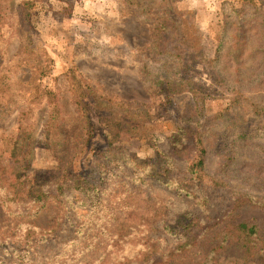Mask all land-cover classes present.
Instances as JSON below:
<instances>
[{"label":"rangeland","instance_id":"374dc122","mask_svg":"<svg viewBox=\"0 0 264 264\" xmlns=\"http://www.w3.org/2000/svg\"><path fill=\"white\" fill-rule=\"evenodd\" d=\"M2 7L0 76L6 74L13 88H48L64 118L59 128L64 143L56 146L46 127L53 108L44 104L32 112L38 134L31 180L54 177L58 168H68L95 183L90 194L102 199L95 211L85 208L95 217L84 222L78 217L84 213L82 204L74 202L76 210L69 208L71 222L82 223L80 239L90 224L108 221L103 232L82 239L88 250L99 244L87 254L90 260L102 255L104 264L161 262V251L182 240L177 231L156 225V218L162 213L168 218L165 223L181 230L190 215L199 213L194 227L198 239L192 243L197 246L177 264L204 263V244L215 231L241 222L257 226L256 255L248 257L234 243L219 264H264V30L256 14L264 13L260 0H5ZM243 8L240 15L233 13ZM162 24L169 28L158 31ZM45 64L50 69L38 86L33 72ZM76 85L127 101L134 116L146 120V135L134 129L117 141L110 139L95 111L80 116L73 104ZM50 99L45 96V102ZM21 105L20 100L11 105L0 122V135L16 133ZM85 127L90 134L86 147L81 146ZM202 134L207 170L225 183L215 190L218 202L206 214L145 176L146 169L153 174L171 158L175 176H183ZM23 191L29 196V190ZM74 194L79 195L77 189L70 192ZM244 196L246 202L237 205ZM58 213L51 206L41 222L55 224ZM154 216L155 229L147 231ZM3 234L16 254L24 255L34 244L20 248L19 235ZM120 234L130 236L128 241L118 243ZM147 236L155 238V251L145 247ZM58 241L41 243L38 251L56 253ZM115 244H120L116 252L102 254ZM0 246L4 251L7 244ZM118 253L121 259L116 262Z\"/></svg>","mask_w":264,"mask_h":264},{"label":"trees","instance_id":"16d2710c","mask_svg":"<svg viewBox=\"0 0 264 264\" xmlns=\"http://www.w3.org/2000/svg\"><path fill=\"white\" fill-rule=\"evenodd\" d=\"M4 3L5 0H0V23L4 18V8L2 7ZM244 11L245 9L243 8L233 13L240 15ZM256 14L260 16L258 23L260 28L264 30V13L256 11ZM225 16H228V14L225 13ZM224 23L227 25V18H225ZM167 27L166 24H162L157 29L160 31ZM260 49L264 53L263 44L260 45ZM49 69L48 65L45 64L37 71H32L35 77L38 74L35 79L38 86L47 75ZM73 78L76 79L77 77L73 76ZM8 83L9 78L6 74L0 76V122L8 115L13 103L20 100L22 105L16 133L9 136L0 135V244H7L4 251L1 250L0 246V264H104L105 257L102 255L98 256L97 260H90L87 256L91 250L97 249L99 244H94L93 248L88 250L89 246L84 244L85 242L82 239L87 236L90 237L92 233L103 232L102 226L107 224L108 221L90 224L85 236L80 239L78 231L83 228L81 226L82 223L79 224L77 221L76 224H73L71 222L72 218L69 216V208L76 210L75 202L76 204H82V208H84V213L77 211L79 220L82 219V222H84L85 219L95 217L94 213L85 212V208H87V212H90V210L95 211L101 205L102 199L98 197V194L94 197L90 194L92 188L96 189L95 183L87 180L86 176L68 172V168L64 167L58 168L54 177L42 178L37 176L31 180L38 134L37 123L32 119V112H34L35 108H39L44 104H48L53 108L49 119L46 121V127L51 131L49 140L56 146L64 143V135L59 131L61 121H64V118L62 119L60 106L55 100L56 95L54 92L48 91V88H40V86L39 88H13L14 84ZM26 83H30V80ZM74 87L72 89L73 104L76 106L80 116L84 118L90 109L95 111L99 116L100 122L108 129V137L110 139L113 138L117 141L124 133L133 132L134 129H141V135H146L147 129H144L146 128L144 126L146 120L140 121L139 117L134 116L132 110L129 109L127 101L97 95L92 88H81L80 85ZM45 96L52 99L47 103L45 102ZM137 124L140 126L139 128H137ZM84 132L86 133V138L81 143V146L86 147L90 134L87 132L86 127ZM204 134L200 135L199 139L196 140L195 154L187 162L183 176H175L173 172L174 165L171 164V162H175L173 158H171L167 167L156 169L153 174L146 169L145 176L146 178L154 179V182L160 183L163 189L167 192H172L179 199L190 200L193 208L206 214L210 213L213 207L216 206V202H218L214 196L215 190L224 187L225 183L219 182L207 170L208 150L201 139ZM191 142H193V139ZM111 143H113L112 140ZM225 157H227L226 154L224 155ZM24 189L29 190V196H23ZM76 189L79 195L74 194L71 197L70 192L72 190L76 191ZM246 199V196L237 199V205L246 202ZM51 206L59 209L57 221L55 224H44L41 222L42 215L45 212H49ZM152 206L154 207V205ZM136 209L137 207H131V211ZM156 217H152V221L148 223L147 231H154V219ZM167 219L161 213L156 218V225L160 222L163 225V229L172 231V233L177 231L174 232L177 233L176 237L183 242L180 241L175 246L168 248L167 252L161 251V262L149 259L146 264H177L179 259L187 258L191 250L197 246L192 243L195 239H198L195 236L194 227L195 222L199 219V213L193 214L192 217L190 215L186 226H183L181 230L165 223ZM217 223H220V221H217ZM14 226L15 228H13ZM115 227L118 228L119 226L116 225ZM72 228L73 232H70ZM4 231H7L8 236L19 235L18 237L20 238L17 241L20 240V248L25 247L27 245L25 244L26 242L34 244L27 251H24V255L16 254L18 250H14V244H10L4 238ZM189 234H193L192 238L189 237ZM113 236L114 233L111 232L110 237ZM127 237L120 234L118 238L116 237L117 242L119 243V240L128 241ZM60 238H64L62 242L58 241ZM256 239H258V229L255 224L249 222L226 224L220 230L215 231L207 244H204V246L208 247V251L205 262L202 264H219V259L234 243L241 247L248 257L255 256L257 249ZM51 240L60 243L56 244V253L51 250L44 253L38 251V248L41 249V243ZM155 241L152 236H147V245L145 244V247L155 251ZM118 245L120 244H115L113 247L107 246L102 254H107L110 250L116 252ZM166 258L168 259L167 261H165ZM119 259H121V255L118 253L116 262Z\"/></svg>","mask_w":264,"mask_h":264},{"label":"crops","instance_id":"0c3cea01","mask_svg":"<svg viewBox=\"0 0 264 264\" xmlns=\"http://www.w3.org/2000/svg\"><path fill=\"white\" fill-rule=\"evenodd\" d=\"M260 1L262 2L263 6H264V0H260Z\"/></svg>","mask_w":264,"mask_h":264}]
</instances>
